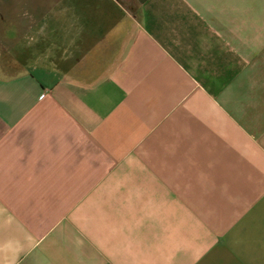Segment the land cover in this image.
<instances>
[{
    "label": "crops",
    "instance_id": "1",
    "mask_svg": "<svg viewBox=\"0 0 264 264\" xmlns=\"http://www.w3.org/2000/svg\"><path fill=\"white\" fill-rule=\"evenodd\" d=\"M0 5V264H264V0Z\"/></svg>",
    "mask_w": 264,
    "mask_h": 264
},
{
    "label": "rangeland",
    "instance_id": "2",
    "mask_svg": "<svg viewBox=\"0 0 264 264\" xmlns=\"http://www.w3.org/2000/svg\"><path fill=\"white\" fill-rule=\"evenodd\" d=\"M14 2L18 0H12ZM33 2H38V0H32ZM5 8V5H0ZM16 6V5H15ZM12 24L13 26H18L19 31H21L20 26H21V20L17 19H4L3 23H0V25L5 26L6 24ZM2 30V29H0ZM18 38V39H17ZM21 35L19 34L18 36H7L6 34H0V45L3 47V62L6 67V72H16L19 69L22 68L21 64L22 60L17 59L18 55L20 54L19 48L21 47V41H20ZM13 48V52H9L8 50ZM17 48V50H16ZM13 54V55H12Z\"/></svg>",
    "mask_w": 264,
    "mask_h": 264
}]
</instances>
